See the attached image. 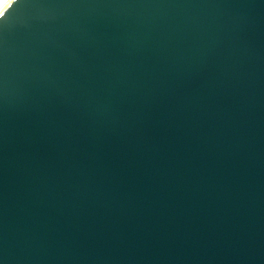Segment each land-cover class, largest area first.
I'll list each match as a JSON object with an SVG mask.
<instances>
[{
	"label": "water",
	"instance_id": "95a60500",
	"mask_svg": "<svg viewBox=\"0 0 264 264\" xmlns=\"http://www.w3.org/2000/svg\"><path fill=\"white\" fill-rule=\"evenodd\" d=\"M0 13V264H264V0Z\"/></svg>",
	"mask_w": 264,
	"mask_h": 264
},
{
	"label": "bare ground",
	"instance_id": "6f19581e",
	"mask_svg": "<svg viewBox=\"0 0 264 264\" xmlns=\"http://www.w3.org/2000/svg\"><path fill=\"white\" fill-rule=\"evenodd\" d=\"M8 0H0V8L7 2Z\"/></svg>",
	"mask_w": 264,
	"mask_h": 264
},
{
	"label": "snow or ice",
	"instance_id": "6c2138e0",
	"mask_svg": "<svg viewBox=\"0 0 264 264\" xmlns=\"http://www.w3.org/2000/svg\"><path fill=\"white\" fill-rule=\"evenodd\" d=\"M0 14H2V13H0Z\"/></svg>",
	"mask_w": 264,
	"mask_h": 264
}]
</instances>
